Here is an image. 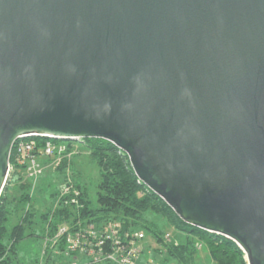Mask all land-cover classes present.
<instances>
[{"label": "water", "instance_id": "1", "mask_svg": "<svg viewBox=\"0 0 264 264\" xmlns=\"http://www.w3.org/2000/svg\"><path fill=\"white\" fill-rule=\"evenodd\" d=\"M33 136L113 142L264 264V0H0V195Z\"/></svg>", "mask_w": 264, "mask_h": 264}, {"label": "trees", "instance_id": "2", "mask_svg": "<svg viewBox=\"0 0 264 264\" xmlns=\"http://www.w3.org/2000/svg\"><path fill=\"white\" fill-rule=\"evenodd\" d=\"M33 139L40 144L42 137ZM83 143L99 167L101 176L95 202L89 199L87 187L76 180L83 192L81 200L85 203L81 211L83 219L97 223L117 220L125 233L143 230L179 264H191L197 250L196 241L207 244L215 264H248L246 253L233 239L185 222L160 195L140 181L129 156L113 142L103 138H85ZM66 166L67 161H63L56 170L65 172ZM19 168L23 169L21 166L11 171L0 195V264H70L73 259L82 262L84 257L77 253L70 256L72 259L61 262L66 255L63 240L53 246L49 244L41 260L27 262L22 259L19 245L23 240L30 236L44 239L52 236L60 223L75 218L77 213L72 207L50 208L39 215L44 227L40 233L36 231L33 224L37 221V210L34 205L27 206L32 201L30 183L19 172ZM11 180L15 181L18 188L14 195L8 192ZM51 195L57 198L58 193L55 191ZM14 218L17 220L11 224ZM169 228L184 232L181 234L183 238L177 236L180 245L164 243V236Z\"/></svg>", "mask_w": 264, "mask_h": 264}, {"label": "built area", "instance_id": "3", "mask_svg": "<svg viewBox=\"0 0 264 264\" xmlns=\"http://www.w3.org/2000/svg\"><path fill=\"white\" fill-rule=\"evenodd\" d=\"M35 137V136H33ZM33 137H22L13 144V161L9 162V174L16 167H25L28 177L36 180L53 164L57 168L67 161L65 178L59 185L57 207H72L77 216L60 223L54 235L44 239L45 246H52L60 240L64 241V252L67 255L77 253L93 264H139L138 260L142 252L140 241L146 237L143 230L123 232L121 224L117 220H109L102 223L83 219L81 211L85 203L81 200L83 192L77 186L74 175L70 169V163L77 153L74 140H61L43 138L39 144ZM51 162L52 164H47ZM164 243L180 245V240L172 233L166 232ZM196 248L203 246L201 241H196ZM70 264H79L74 260Z\"/></svg>", "mask_w": 264, "mask_h": 264}, {"label": "rangeland", "instance_id": "4", "mask_svg": "<svg viewBox=\"0 0 264 264\" xmlns=\"http://www.w3.org/2000/svg\"><path fill=\"white\" fill-rule=\"evenodd\" d=\"M73 143L77 148V153L70 163V169L75 180H80V182L87 187L89 199L95 202L98 189L97 185L101 178L99 167L91 158L89 149L84 145L83 141L74 140ZM47 164L52 163L47 162ZM19 172H21L24 175V178L30 183V196L32 197V201H30L27 206L29 207L34 205L35 209L37 210V216L35 217V220L37 219V221L33 225L34 228H36V231L40 233L44 227V223H42L39 215L55 206L57 198H54L51 194L55 191L58 192L59 185L65 178V172H58L56 168L53 167V164L50 165L36 180L34 177H28L25 167H23V169L19 168ZM11 181L12 182L9 184L8 192L9 194L14 195L18 188L17 185H15V181ZM11 186L12 188H10ZM15 220L17 219L14 218V220L11 221V224ZM167 232H172L175 236L183 238V235L181 234L184 232L177 230L175 231L173 228H169ZM152 239H154L152 236L146 235V237L140 241L142 252L138 260L139 264H179L176 259L169 256L166 252H154L153 254H150L149 250H152L150 246V244L153 243ZM202 244L203 246L196 250L194 258L191 260V264H215L209 255L207 244ZM19 246L20 255L22 256V259L27 262L36 259L41 260V258L43 259L45 248H49V244L45 246L44 238L37 236H30L26 238L20 243ZM157 246H160L161 249H164L159 244ZM66 255H64V257L61 259V262L72 259V257H70L71 255ZM78 261L82 264H93L90 262L88 263L86 258L82 259V262L80 260Z\"/></svg>", "mask_w": 264, "mask_h": 264}, {"label": "crops", "instance_id": "5", "mask_svg": "<svg viewBox=\"0 0 264 264\" xmlns=\"http://www.w3.org/2000/svg\"><path fill=\"white\" fill-rule=\"evenodd\" d=\"M10 188H12V186H11ZM176 237H177V236H176ZM152 241H153V243L150 244L152 250H149L150 254H153L154 252H158V253H164V252H166V253H168L165 249H161L160 246H157L158 244H156L157 242H156L154 239H152ZM153 250H154V251H153ZM209 255H210V254H209ZM210 257H211V256H210ZM193 258H194V257H193ZM211 259H212V257H211ZM212 260H213V259H212ZM213 261H214V260H213Z\"/></svg>", "mask_w": 264, "mask_h": 264}]
</instances>
